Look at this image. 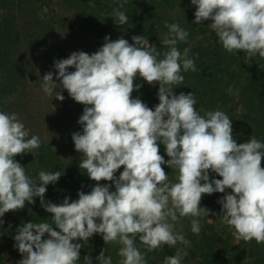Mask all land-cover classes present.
<instances>
[{"label":"clouds","instance_id":"9594fccd","mask_svg":"<svg viewBox=\"0 0 264 264\" xmlns=\"http://www.w3.org/2000/svg\"><path fill=\"white\" fill-rule=\"evenodd\" d=\"M191 4L196 8L193 23L211 21L208 25L224 50L264 59V0H191ZM111 17L117 25L128 21L119 8L113 9ZM165 27L169 31L162 43L168 51L163 58L158 59L161 53L145 36H132V43L105 36L104 44L91 55L72 52L54 61L59 84L53 81L52 71L43 75L41 88L46 95L59 88L55 99L63 101L62 91L67 90L84 105L78 120L82 132L73 133L72 140L81 153L79 168L97 183L89 193L79 191L77 200L45 201L46 186L63 173L40 171L38 179L32 180L14 157L39 148L40 138H28L29 130L16 113L0 111V217L39 197L55 225L27 222L16 229L14 247L23 257L18 264H77L82 244L74 241H87L94 234H100L105 244L121 245L119 264H147L137 237L148 251L189 244L174 231L169 218L175 222L177 213L180 217L209 215L200 206L202 196L217 192L225 193L217 201L222 206L220 217L237 238L264 243V143L254 137L237 143L231 119L223 111L202 116L192 92L174 93L172 85L184 81L181 68L185 72L196 68L188 58L190 50L185 48L182 54L176 47L178 41H187L189 33L176 23L166 22ZM137 76L159 85L154 110L139 97L132 98L133 91L142 87L134 85ZM159 144L165 146L167 161L159 154ZM164 164L176 171L177 182L169 181ZM210 171L222 179H210ZM191 230L200 233L198 219L191 221ZM105 251L96 260L112 264ZM186 256L177 249L175 255L165 257L164 264H181ZM83 262L92 264L91 256L85 255Z\"/></svg>","mask_w":264,"mask_h":264},{"label":"trees","instance_id":"16d2710c","mask_svg":"<svg viewBox=\"0 0 264 264\" xmlns=\"http://www.w3.org/2000/svg\"><path fill=\"white\" fill-rule=\"evenodd\" d=\"M58 1L73 14L64 36L57 33L55 21L47 15L44 0H0V111L16 113L25 129L29 130L28 138L32 135L40 138V147L32 150L34 155L26 152L14 157L32 180L38 179L40 171L63 173L56 183L46 186V202L60 204L65 197H69L70 202L77 200L79 191L89 193L97 182L90 180L86 170L79 168L81 153L75 150L72 140L73 133L82 132L78 120L83 114L84 105L75 102L67 90L62 91L65 97L63 101L55 99V92L59 88L52 96L46 95L41 88L42 77L52 71L53 81L59 84L54 61L66 59L72 52L84 51L91 55L104 44L105 36L113 41L122 37L129 43L133 42L132 36H145L149 44L155 45L161 53L159 59L168 51V47L162 43L169 31L165 23L179 24L189 35L186 42L178 41L176 47L182 54L185 48L190 50L188 58L194 60L196 71L185 72L181 68L184 81L172 85L174 93L192 92L197 101L196 110L202 116L207 111H223L231 119L232 134L237 143L246 142L252 137L264 143V59L258 55L249 58L243 51L229 53L224 50L208 25L211 21L199 25L193 23L196 8L191 0ZM120 4H123V8H120ZM117 8L128 17L124 25H117L111 17L113 9ZM74 70L68 69L70 72ZM136 84L142 87L133 91L132 98L139 97L154 110L159 103V85H149L139 76L134 79ZM45 95L48 102L44 104L41 101ZM30 106H36V117L42 114V124L57 130L61 145L55 146L49 140L51 129L46 132L42 128L40 133L30 127L33 119ZM40 122L35 120L31 123ZM159 154L164 156L165 161L169 159L163 144H159ZM162 167L169 181L177 182L176 171L167 164ZM261 167H264V159ZM122 171L123 166L116 171L117 178ZM209 175L210 179H222L211 171ZM99 183L112 184L111 181ZM114 190L112 185L110 191ZM226 193L230 194L231 189H226ZM224 195L219 192L203 194L200 206L209 210V215L202 212L200 217H180L177 213L175 222L169 218L168 222L174 224V231L182 233L190 242L187 245H162L148 251L137 237L136 245L145 254L147 264H164L165 257L175 255L177 249L187 253L181 264H235L238 250L234 232L228 225L218 227L210 213L216 198ZM34 200L35 203L26 202L22 209L9 211L0 217L4 221L0 225V264H11L17 256L20 260L23 258L14 247L13 238L22 224L47 222L55 228L51 214L41 206L40 198L35 197ZM193 219L200 222L198 235L191 230ZM43 238L46 239L47 234ZM241 242L244 246L241 259H245L242 264H264V243L255 240ZM74 243L82 244L77 264H84L85 255L91 256L92 264H99L96 257L102 249H106L105 256L111 258L112 264H119L122 259L118 255L121 245L116 242L105 244L100 234Z\"/></svg>","mask_w":264,"mask_h":264},{"label":"rangeland","instance_id":"374dc122","mask_svg":"<svg viewBox=\"0 0 264 264\" xmlns=\"http://www.w3.org/2000/svg\"><path fill=\"white\" fill-rule=\"evenodd\" d=\"M44 9L47 13V15L49 17H51L54 21H55V24H56V29H57V33L60 35V36H64L67 34L68 32V29H69V25H68V22L69 20L73 17V14L70 10L64 8L63 6H61V4L59 3L58 0H44ZM47 98L46 95L43 96V100L41 102H43L44 104L47 101ZM46 108H44L45 110ZM29 112L30 114L32 115L33 119L31 120V122L37 120V121H41L42 120V114L39 115L40 116H37L36 117V106L32 107L30 106L29 108ZM30 122V121H29ZM30 122V127H33V128H36L38 130V132L42 133V128H44V130L46 132L50 131L51 128H49V126H47V124H42L41 122L38 123V124H32ZM38 125V126H37ZM43 126V127H42ZM41 127V129H40ZM52 130V129H51ZM55 131V132H53ZM57 130H52L49 132V140L52 141V143L55 145V146H59L61 145L60 144V141H59V134L58 132H56ZM222 197H218L216 198V201L214 202L212 208H211V215H212V221L218 226V227H221V226H224L226 225L223 220H222V217H220V214H221V205L217 202L218 200H220ZM214 213V214H213ZM233 232H234V236H235V239H236V248H237V260L235 262V264H242L245 262V259H241L242 257V254H243V244H242V240L241 239H238L236 234H235V230L232 228ZM78 241V240H77ZM18 261H20V257L17 256L15 259L12 260L11 264H18Z\"/></svg>","mask_w":264,"mask_h":264}]
</instances>
